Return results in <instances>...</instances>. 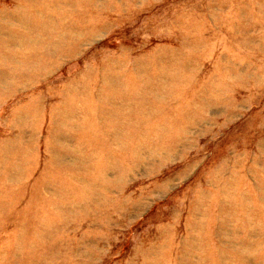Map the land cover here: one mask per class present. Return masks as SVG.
<instances>
[{
  "label": "rangeland",
  "instance_id": "1",
  "mask_svg": "<svg viewBox=\"0 0 264 264\" xmlns=\"http://www.w3.org/2000/svg\"><path fill=\"white\" fill-rule=\"evenodd\" d=\"M0 264H264V0H0Z\"/></svg>",
  "mask_w": 264,
  "mask_h": 264
}]
</instances>
